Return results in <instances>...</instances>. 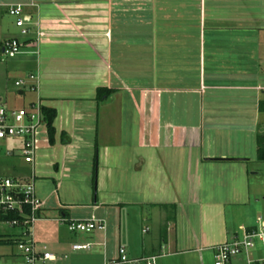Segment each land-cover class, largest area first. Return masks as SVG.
<instances>
[{"label": "crops", "instance_id": "obj_1", "mask_svg": "<svg viewBox=\"0 0 264 264\" xmlns=\"http://www.w3.org/2000/svg\"><path fill=\"white\" fill-rule=\"evenodd\" d=\"M15 2L24 5L26 35L7 12ZM234 3L0 0V44L12 37L21 43L13 57L18 60L0 68V102L8 108L25 107L11 105L6 83L10 71L25 68L37 74L38 85L18 94L33 92L28 105L38 100L55 109V130L68 137L62 144L64 154L80 129L77 120L96 125L99 192L104 186L103 194L86 207L92 212L104 207L151 212H146L148 218L141 216L137 233L120 232L117 245L131 258L156 255V264H203V253L213 257L211 246L228 239L218 228L224 206L241 197L240 161L208 158L246 156L239 129L257 134L264 120L259 109L264 95V23L252 22L262 18L253 16L250 8L232 9ZM4 58L0 50V63ZM98 87L112 91L97 100L93 94ZM8 139L20 150L21 140ZM122 155L126 172H119ZM25 163L27 172L13 177L34 173L36 159ZM101 168L108 175L107 191L100 181ZM60 187L61 180L52 191ZM122 191H128L126 198ZM43 194L36 195L45 202ZM71 203L59 197L60 217L70 219ZM50 213L43 205L37 235L33 228L39 247L51 245L46 232L40 233ZM85 235L94 240L92 249L104 248L103 264L118 256L115 251L107 259L106 246L98 244L105 243V231ZM15 252L14 247L9 255L15 257ZM191 254L189 261L177 258Z\"/></svg>", "mask_w": 264, "mask_h": 264}, {"label": "rangeland", "instance_id": "obj_2", "mask_svg": "<svg viewBox=\"0 0 264 264\" xmlns=\"http://www.w3.org/2000/svg\"><path fill=\"white\" fill-rule=\"evenodd\" d=\"M228 1L235 2L234 5H231L234 7L232 9L239 12H244L250 8L252 12L255 13L253 16L258 17V19L262 18L252 22L264 23V0ZM262 56L264 57V53H262ZM17 60L18 58L6 57L3 59V62L0 63V68L3 69V66L12 64ZM1 69L0 72H2ZM20 70L21 71H10L8 74V80H6L8 96L12 106L28 107V101L34 98V93L28 92L29 94L22 96L18 94V90L26 87L28 89V87L30 88L35 82L27 83L20 87L15 86V78L18 79L19 77L26 79L29 75L28 70L25 68H21ZM32 74L37 75L36 73ZM93 96L96 97V93L93 94ZM115 103L118 102L115 101ZM93 111L96 112L95 110ZM124 114H127L126 111ZM94 115L93 113L92 116ZM77 126L80 129L76 130L74 133L75 137L72 139V146L67 149V154H64L62 148V144L65 140H68L64 132L57 133L55 130L53 141H51L47 135L45 123L41 124L36 130V163L34 167L35 193L39 194L41 191L44 192V197H41L47 198L45 199L44 207L52 211V213L49 214L50 219L41 223L42 229L40 233L46 232L47 239L51 244L47 249L55 254L57 258L55 262H47V264H103V247H100V249L99 247H94L92 250L87 251L71 250L70 247L74 242L83 243L85 241L92 242L94 240L89 237L85 238V234L87 233L75 234L68 230L66 220H62L63 217H60L59 197L63 202H72L71 204H73V206L70 207L72 211L70 219L78 220L94 217L105 221V248L107 251V259H110V256H115V251H118L119 245L117 244L120 232L122 231L123 235L127 233L129 236H132V234L137 233L136 227L140 226L141 216L143 215V217L148 218L151 215L146 213H151L149 209L146 208L141 210V208L137 207L122 209L104 207L97 212H92L89 207H86L85 204H91L94 197L97 198L103 194L104 184H101L99 192L98 171L95 166L96 125H90L87 120H77ZM239 130H241L242 133L243 149L246 154V156L240 158H245L246 160L240 161V164L237 165L240 168L238 174L240 176V187L238 189L241 193V197L238 202L234 204L227 203L224 206L222 226L218 228L220 234H223V239L228 236L226 240H229L234 235L240 236L248 227L256 225L257 217L260 216L264 218V162L256 159V134L248 128ZM259 131H264V120L261 122ZM69 135L70 134H68V136ZM7 149L14 151L13 154H8L6 151ZM118 149L121 150L120 148ZM125 156L122 155L118 159V161L122 163L119 172H126ZM25 165L26 163L20 155L17 142L7 139L4 143L0 144V175L16 176V174L21 171L26 173L27 169L24 168ZM58 171L62 172L61 179L57 178L61 176ZM100 175V181L101 183L104 181L105 190L107 191L106 182L108 175L106 173L104 175L102 174V168ZM59 180H61L60 189L55 190V192L52 191V187H55V184ZM87 191L89 197H87ZM127 193L128 191L124 193L125 198ZM37 224L39 223L34 224L33 227L35 228L34 233L36 235ZM205 230L208 231V228H205ZM21 231L22 229L17 226L12 227L0 222V234H20ZM76 235H83L84 237H82V240L78 238L75 239ZM12 250H14V246L12 245H0V264H5L9 260H16L15 257L9 255ZM251 252L253 257H259L264 253V247L256 243L255 248ZM61 254H65L66 258L62 259ZM192 256L193 254H191V256L181 255L177 256V258H179V260L184 259L185 261H189ZM117 257H115V259ZM239 258H241V256L234 257L231 260V264H246L243 259L241 261ZM202 261L203 264H213V257L210 253L204 252Z\"/></svg>", "mask_w": 264, "mask_h": 264}, {"label": "built area", "instance_id": "obj_3", "mask_svg": "<svg viewBox=\"0 0 264 264\" xmlns=\"http://www.w3.org/2000/svg\"><path fill=\"white\" fill-rule=\"evenodd\" d=\"M33 4V3H31ZM22 3H13L8 6L7 12L15 20L21 35H26L29 29L25 23V13ZM41 34V33H40ZM2 55L13 58L21 51L18 38L5 39L0 44ZM31 88L36 89L38 76L32 73L26 79L14 81L17 87L33 83ZM44 124L42 105L37 100L28 107L8 108L0 102V140L14 138L21 140L20 154L24 161L33 163L36 156V130ZM35 176L31 173L27 178L0 175V222L22 229L18 234L20 240L15 244L14 261L5 264H37L55 260L56 256L45 246H38L33 235L34 224L40 219L39 211L44 201L37 197L34 186ZM66 220L68 230L73 233H91L105 231L106 223L94 217L84 220ZM147 229H143L145 232ZM256 243L264 247V218L257 217L256 225L248 227L242 235H234L229 240L211 246L213 264H228L234 257H240L246 264H264V253L259 257L252 256ZM102 246L105 243H98ZM95 243L87 241L72 245L74 250H91ZM105 247V246H104ZM156 255L131 258L126 254L125 247H118V257L107 260L105 264H156Z\"/></svg>", "mask_w": 264, "mask_h": 264}, {"label": "trees", "instance_id": "obj_4", "mask_svg": "<svg viewBox=\"0 0 264 264\" xmlns=\"http://www.w3.org/2000/svg\"><path fill=\"white\" fill-rule=\"evenodd\" d=\"M112 89L107 87H98L96 90V99L100 100L108 96ZM259 109L264 112V95L260 100ZM42 113L44 117V123L46 124L47 135L51 141H53L54 135V119L56 117V111L52 107L42 106ZM256 159L264 162V131H258L256 134ZM20 240L18 234H0V245H12L15 246L16 242Z\"/></svg>", "mask_w": 264, "mask_h": 264}, {"label": "water", "instance_id": "obj_5", "mask_svg": "<svg viewBox=\"0 0 264 264\" xmlns=\"http://www.w3.org/2000/svg\"><path fill=\"white\" fill-rule=\"evenodd\" d=\"M209 160H236V161H241V160H246L245 158H223V157H214V158H208Z\"/></svg>", "mask_w": 264, "mask_h": 264}]
</instances>
